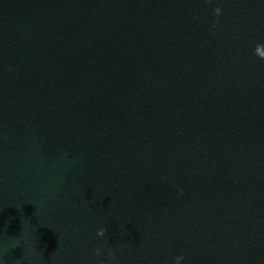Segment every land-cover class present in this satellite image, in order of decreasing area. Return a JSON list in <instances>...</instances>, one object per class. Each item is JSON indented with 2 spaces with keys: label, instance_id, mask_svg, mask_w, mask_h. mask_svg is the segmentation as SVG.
Instances as JSON below:
<instances>
[{
  "label": "water",
  "instance_id": "1",
  "mask_svg": "<svg viewBox=\"0 0 264 264\" xmlns=\"http://www.w3.org/2000/svg\"><path fill=\"white\" fill-rule=\"evenodd\" d=\"M257 46L264 0H0V264H264Z\"/></svg>",
  "mask_w": 264,
  "mask_h": 264
},
{
  "label": "clouds",
  "instance_id": "2",
  "mask_svg": "<svg viewBox=\"0 0 264 264\" xmlns=\"http://www.w3.org/2000/svg\"><path fill=\"white\" fill-rule=\"evenodd\" d=\"M219 10H220L219 7H217V8L215 9V12L217 13ZM254 51H255V54H256L259 58L264 59V53H261V51H260V46H257V47L255 48ZM105 232H106V229H100V230L98 231V235H99V236H103V235L105 234ZM96 255L99 256V249H97V251H96ZM181 258H183V256H181Z\"/></svg>",
  "mask_w": 264,
  "mask_h": 264
}]
</instances>
